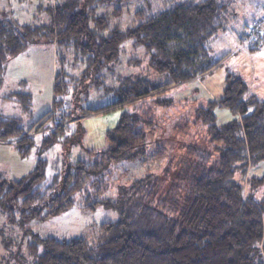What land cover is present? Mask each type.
<instances>
[{
  "label": "trees",
  "instance_id": "16d2710c",
  "mask_svg": "<svg viewBox=\"0 0 264 264\" xmlns=\"http://www.w3.org/2000/svg\"><path fill=\"white\" fill-rule=\"evenodd\" d=\"M112 1L122 0L56 1L51 19L43 23H20L8 10H0V86L10 58L31 43L54 40L61 47L60 60L83 61V77L90 75L98 83L113 81L117 95L111 103L81 111L56 99L55 108L27 128L20 118L0 114L1 140L16 139L26 155L34 144L33 133L42 130L47 132L44 146L61 141L68 146L71 122L95 110L131 105L108 131V146L94 161L67 162L47 182L44 158L21 179L0 175V203L10 221L30 235L31 264H264V198L257 199L252 191L264 184V174H253L254 166L264 159V99L247 96L248 85L233 72L227 76L222 97L197 107L194 120H200V129L191 132L189 120L177 126L186 133L188 143L161 173H148L121 186L115 200L90 204L104 202L121 211L118 219L101 224L96 241L59 239L28 227L34 218L69 208L86 182L102 183L111 163L144 155L147 128L160 122L155 102L170 103L158 94L207 73L228 56L213 60L208 46L224 25L228 0H142L133 23L124 27L112 23L113 17L123 14L120 5L100 11ZM127 39L143 46L151 67L169 77L157 82L121 71L120 52ZM73 65L57 72L56 94L69 92L79 79L70 72ZM9 96L17 97L31 112L29 92ZM217 105L227 106L236 116L219 123ZM246 174L251 175L249 194L244 186Z\"/></svg>",
  "mask_w": 264,
  "mask_h": 264
},
{
  "label": "rangeland",
  "instance_id": "374dc122",
  "mask_svg": "<svg viewBox=\"0 0 264 264\" xmlns=\"http://www.w3.org/2000/svg\"><path fill=\"white\" fill-rule=\"evenodd\" d=\"M56 1L65 0H0V10H8L9 15L20 23H43L51 19ZM142 3V0L112 1L100 7V11L120 5L123 14L113 17L112 23L124 27L133 23L134 11ZM227 4L224 25L216 36L210 38L208 46L213 60L226 54L228 56L207 73L158 94L157 97L161 99H170V103L165 106L155 102L160 122L153 128H147L148 142L144 155L111 163L102 177V183L86 182L75 192L69 208L58 214L30 220L28 227L32 231L59 239L84 237L88 241H96L101 234V224L118 219L121 211L117 207L106 206L104 202L96 203L95 207L90 204L104 198L115 200L121 186L129 185L148 173H161L169 160L179 156L183 152V145L188 143L186 133L179 129L182 122H191V132L200 129V120H194L197 107L224 95L229 73H236L244 79L248 85L247 96L256 94L264 99V0H228ZM258 25L260 29L255 31V37L249 39L252 28ZM120 53V68L125 73L145 75L157 82L169 77L151 67L145 48L135 46L132 39L124 42ZM61 54V47L54 40H43L29 44L26 50L10 58L0 86V114L20 118L21 125L27 128L48 110L54 109L56 99L81 111L86 107H100L117 98L112 88L113 81L107 78V83H98L92 81L90 75L83 77L86 63L80 61L74 64L70 58L60 60ZM69 65H73L70 72L79 79L72 82L69 92L56 94V74L68 69ZM63 76L68 78L67 74L63 73ZM19 91L31 94V112L24 108L17 97L9 96L11 92ZM130 106L124 104L95 110L81 120L71 122L67 130L70 136L68 146L67 142L62 141L53 146H44L47 132L40 130L33 133L34 144L25 155L16 139H0V175L8 179H21L36 167L39 158H44L47 182L55 173L62 171L67 162L80 159L94 161L108 146V131L117 125L121 113ZM215 111L219 123L236 116L227 106L217 105ZM78 129L80 131L76 133ZM253 174H264V159L254 166ZM236 176L240 179L242 175L238 172ZM250 176L245 175L246 194L251 191ZM252 191L257 199L264 198V184ZM30 239L22 227L10 221L0 203V264H31L33 259L27 251Z\"/></svg>",
  "mask_w": 264,
  "mask_h": 264
},
{
  "label": "built area",
  "instance_id": "2783aa9c",
  "mask_svg": "<svg viewBox=\"0 0 264 264\" xmlns=\"http://www.w3.org/2000/svg\"><path fill=\"white\" fill-rule=\"evenodd\" d=\"M259 27H260V26L258 25V26H256V27H253V28H252V33H251L249 39H252V38L255 37V31L259 30V29H260Z\"/></svg>",
  "mask_w": 264,
  "mask_h": 264
}]
</instances>
